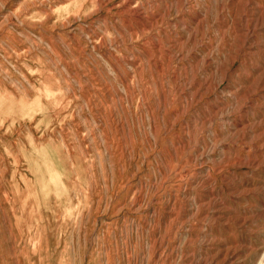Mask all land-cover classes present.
Wrapping results in <instances>:
<instances>
[{
	"label": "rangeland",
	"instance_id": "374dc122",
	"mask_svg": "<svg viewBox=\"0 0 264 264\" xmlns=\"http://www.w3.org/2000/svg\"><path fill=\"white\" fill-rule=\"evenodd\" d=\"M0 264H264V0H0Z\"/></svg>",
	"mask_w": 264,
	"mask_h": 264
},
{
	"label": "bare ground",
	"instance_id": "6f19581e",
	"mask_svg": "<svg viewBox=\"0 0 264 264\" xmlns=\"http://www.w3.org/2000/svg\"><path fill=\"white\" fill-rule=\"evenodd\" d=\"M129 1V0H128ZM127 7V6H126ZM125 10V9H124ZM123 11V10H122ZM120 13V12H119ZM128 13V12H127ZM137 16V15H136ZM139 16V15H138ZM128 18V17H127ZM124 19V18H123ZM122 21V20H121ZM126 21V20H125ZM141 22H142V20H141ZM130 23V22H129ZM133 23H134V21H133ZM142 25V24H141ZM144 25V24H143ZM137 27V26H136ZM130 28H132V27H130ZM131 30V29H130ZM132 31V30H131ZM147 42V41H146ZM154 59V58H153ZM139 61V60H138ZM149 61V60H148ZM153 63V62H152ZM135 65V64H134ZM141 68V67H140ZM87 96V95H86Z\"/></svg>",
	"mask_w": 264,
	"mask_h": 264
}]
</instances>
